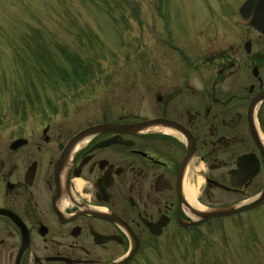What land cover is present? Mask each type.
Instances as JSON below:
<instances>
[{
	"label": "flooded vegetation",
	"instance_id": "obj_1",
	"mask_svg": "<svg viewBox=\"0 0 264 264\" xmlns=\"http://www.w3.org/2000/svg\"><path fill=\"white\" fill-rule=\"evenodd\" d=\"M235 18L206 45L184 44L185 65L159 79L144 112L134 107L87 125L112 129L81 142L67 168L56 162L77 131L57 148L44 134L47 168L39 159L22 168L10 157L29 140L9 149L0 164V264H108L131 251L127 264H135L169 235L194 237L213 224L199 223L200 211L262 191L264 98L249 108L264 92V34Z\"/></svg>",
	"mask_w": 264,
	"mask_h": 264
},
{
	"label": "rangeland",
	"instance_id": "obj_2",
	"mask_svg": "<svg viewBox=\"0 0 264 264\" xmlns=\"http://www.w3.org/2000/svg\"><path fill=\"white\" fill-rule=\"evenodd\" d=\"M239 1L0 0V164L9 144L26 138L10 157L47 168L45 135L57 148L90 123L144 112L159 79L185 65L169 42L206 45L236 20ZM239 217L215 219L194 237L169 235L135 264H264V207Z\"/></svg>",
	"mask_w": 264,
	"mask_h": 264
},
{
	"label": "water",
	"instance_id": "obj_3",
	"mask_svg": "<svg viewBox=\"0 0 264 264\" xmlns=\"http://www.w3.org/2000/svg\"><path fill=\"white\" fill-rule=\"evenodd\" d=\"M241 12V19L242 21L246 22V23H250L253 24L254 26H260L259 24V17L258 14L262 13L264 15V10H260L258 7H256V0H249L240 10ZM259 12V13H258ZM262 98H264V93L260 94L259 96H256L251 104H250V112L252 111V109L254 108V106L256 105V103H258ZM155 124V121H149L146 123L141 124L142 127H146L149 125ZM110 124H99V125H93L90 127H87L81 131H79L78 133H76L71 140L66 144V146L64 147L58 161L56 164V168H65L70 160V156L72 155L73 149L76 146V144L78 142H80L82 139H84L87 136H90L94 133H97L99 131H104V130H110L111 129ZM135 125H131V127H134ZM47 129L44 130V132H46ZM255 139L257 141V143L259 144V140L256 138ZM26 143V140L24 139H19L16 140L15 142L12 143L11 148H18L19 146L23 145ZM36 164L34 163L30 168H35ZM264 200V189L262 191L261 194H259L257 197H255L254 199L248 201L247 203H242V204H238V205H232V206H227V207H220V208H212V209H208L205 211H200L198 214V221H203L206 220L210 217H215V216H224V215H231L234 214L236 212L245 210L247 208H251L257 204H259L261 201ZM133 254V252H131L127 258L113 262V263H109V264H126L127 261L129 260V258L131 257V255Z\"/></svg>",
	"mask_w": 264,
	"mask_h": 264
},
{
	"label": "trees",
	"instance_id": "obj_4",
	"mask_svg": "<svg viewBox=\"0 0 264 264\" xmlns=\"http://www.w3.org/2000/svg\"><path fill=\"white\" fill-rule=\"evenodd\" d=\"M46 65H48V63H46ZM82 68V67H81ZM82 79V78H81Z\"/></svg>",
	"mask_w": 264,
	"mask_h": 264
},
{
	"label": "bare ground",
	"instance_id": "obj_5",
	"mask_svg": "<svg viewBox=\"0 0 264 264\" xmlns=\"http://www.w3.org/2000/svg\"><path fill=\"white\" fill-rule=\"evenodd\" d=\"M192 194V193H191ZM192 197V195H190Z\"/></svg>",
	"mask_w": 264,
	"mask_h": 264
}]
</instances>
